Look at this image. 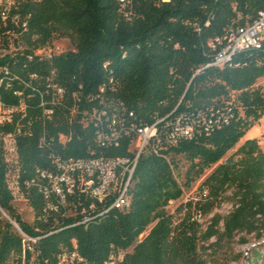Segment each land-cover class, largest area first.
Here are the masks:
<instances>
[{
  "label": "trees",
  "instance_id": "16d2710c",
  "mask_svg": "<svg viewBox=\"0 0 264 264\" xmlns=\"http://www.w3.org/2000/svg\"><path fill=\"white\" fill-rule=\"evenodd\" d=\"M12 2L8 24L18 18L21 38L0 57V103L17 109L0 125V264H60L63 254L72 253L74 261L61 264H106L120 254L114 264H200V238L230 241L242 233L257 241L246 264H264V141L261 146L256 138L244 139L264 117V86L258 84L264 81V47L240 50L217 68L211 63L219 48L210 46L252 24L264 11V0ZM5 31L2 26L0 47L7 50ZM56 39H66L70 47L49 58L36 53ZM50 85L63 91L54 106ZM41 98L53 112L50 119L42 118ZM225 104L232 118L223 128L139 157L126 210L107 204L91 211L77 192L57 211L45 210L47 181L40 173L54 171L55 157L131 156V136L116 148L98 145L93 111L104 118L130 111L134 117H125L127 123L163 118V128L179 114L193 117ZM17 128L18 161L10 164L3 137ZM175 158L184 162L180 181L173 172ZM214 165L202 183L206 197L213 205L232 189L234 207L224 218L212 217L200 234L190 213L176 224L166 208ZM13 188L33 210L32 224L17 213ZM68 209L74 216L66 217ZM12 222L36 242H24Z\"/></svg>",
  "mask_w": 264,
  "mask_h": 264
},
{
  "label": "built area",
  "instance_id": "2783aa9c",
  "mask_svg": "<svg viewBox=\"0 0 264 264\" xmlns=\"http://www.w3.org/2000/svg\"><path fill=\"white\" fill-rule=\"evenodd\" d=\"M12 5V0H0V28L3 26L6 29L5 37L8 38L10 43L7 50L0 47V57L15 50L13 42L17 38H21V34H18L15 30L19 26L18 18L13 16L10 24H8L7 13ZM24 26L23 23L22 27ZM53 41L39 45L36 53L39 56L48 58L62 53L63 51L55 50ZM210 46L214 50L217 47L219 48L211 63L212 66L217 68H222L231 56L240 50L249 47L257 49L264 47V11L259 13L258 18L252 24L238 28L223 38H215ZM48 88L51 93L49 102L54 106L62 97L63 91L56 85H50ZM103 91L104 87H101L100 92ZM40 106L42 108V118L50 119L53 112L46 107V103L42 101V98ZM16 110L13 107H4L0 103V125L9 123ZM121 112L123 115L114 111L104 118L102 115L105 113L100 116L93 111L94 136L98 145L110 149L118 147L123 137L131 136L132 139L128 146L131 156L108 157L105 159L102 157L92 159L55 157L51 161L53 162L54 171L40 173L41 178L47 181V185L42 189L47 199L45 210L57 211L58 206L64 207L69 203V200L73 199L76 192L87 198V201H89L88 208L91 211L105 208L107 204L110 205V208L121 211L126 210L130 203L129 194L134 170L141 155L149 153L158 155L164 151H169L179 143L191 140L197 135L210 134L223 128L232 118L229 104L211 109L206 114L198 113L193 117L179 114L169 122V125L163 128L160 127L164 121L163 118H156L151 124L127 123L126 118H133V113L130 111L125 112L123 109ZM71 113L74 114L75 110L73 109ZM18 133L19 128L14 133L11 132L3 137L5 162L18 161L16 151ZM58 139L63 142L66 138L60 135ZM50 197L56 203L49 200ZM81 213L86 214V210L82 209ZM64 214L66 217L74 216L72 209L66 210ZM12 224L24 242L32 244L36 242L35 238L25 235L15 222H12ZM142 236L143 234L140 235L139 239ZM118 259H121V254L116 259L112 257L106 264H114ZM73 261L74 253L70 255L63 254L59 259L60 264Z\"/></svg>",
  "mask_w": 264,
  "mask_h": 264
},
{
  "label": "rangeland",
  "instance_id": "374dc122",
  "mask_svg": "<svg viewBox=\"0 0 264 264\" xmlns=\"http://www.w3.org/2000/svg\"><path fill=\"white\" fill-rule=\"evenodd\" d=\"M53 47L56 51H64L68 49L69 42L66 39H57L53 41ZM258 84L264 86V81L259 80ZM256 138L259 140L261 146L264 141V117L252 127L245 135L244 139ZM233 153L230 151L225 158ZM172 156V155H171ZM222 160L220 163H223ZM174 175L175 178L180 181L184 172V162L178 158L174 159ZM10 164L12 162H9ZM214 165L210 169L206 170L204 175L194 182L188 189L183 191L181 198L177 201L169 202L166 210L169 214L173 215L174 221L178 224L184 217L190 215L192 220H195L200 234L203 233L211 223V218L214 216H220L224 218L227 216L234 207L233 191L230 189L227 191L219 202H215L213 205L207 199L205 188L202 186L203 181L209 174L216 168ZM13 205L15 206L20 218L28 223L32 224L34 220L33 210L27 205L26 201L18 194L17 190L13 188ZM191 206V210H189ZM208 210V211H207ZM207 211L206 213H204ZM219 232H222V223L218 226ZM147 234L143 233L142 238ZM264 235V233H263ZM241 239H244L248 243L242 244ZM257 241L253 234H239L232 240L217 239L213 237L208 241H203L201 238L198 241L197 248V260L200 264H246V255L251 245H255ZM199 264V263H198Z\"/></svg>",
  "mask_w": 264,
  "mask_h": 264
},
{
  "label": "water",
  "instance_id": "95a60500",
  "mask_svg": "<svg viewBox=\"0 0 264 264\" xmlns=\"http://www.w3.org/2000/svg\"><path fill=\"white\" fill-rule=\"evenodd\" d=\"M2 214L8 219V217L4 214V212H2ZM262 241H264V240H262ZM251 246H253V245H251Z\"/></svg>",
  "mask_w": 264,
  "mask_h": 264
},
{
  "label": "crops",
  "instance_id": "0c3cea01",
  "mask_svg": "<svg viewBox=\"0 0 264 264\" xmlns=\"http://www.w3.org/2000/svg\"><path fill=\"white\" fill-rule=\"evenodd\" d=\"M247 139H251V138H247Z\"/></svg>",
  "mask_w": 264,
  "mask_h": 264
}]
</instances>
